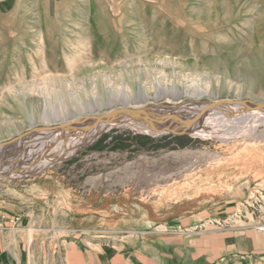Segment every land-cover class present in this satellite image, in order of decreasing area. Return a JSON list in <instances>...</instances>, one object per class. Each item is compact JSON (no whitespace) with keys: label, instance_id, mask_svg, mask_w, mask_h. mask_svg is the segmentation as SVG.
<instances>
[{"label":"rangeland","instance_id":"obj_1","mask_svg":"<svg viewBox=\"0 0 264 264\" xmlns=\"http://www.w3.org/2000/svg\"><path fill=\"white\" fill-rule=\"evenodd\" d=\"M227 99L264 101V0H0V143L111 109ZM234 116L184 147L132 123L14 144L24 169L0 189L16 191L13 212H33L20 264H75L73 252L100 247L112 256L157 229L264 234V117ZM111 137L134 144L90 149ZM208 264H264V247Z\"/></svg>","mask_w":264,"mask_h":264},{"label":"crops","instance_id":"obj_2","mask_svg":"<svg viewBox=\"0 0 264 264\" xmlns=\"http://www.w3.org/2000/svg\"><path fill=\"white\" fill-rule=\"evenodd\" d=\"M15 190L0 189V264H20L24 261L25 224L27 215L32 220L33 212H16L10 209L11 203L20 209ZM21 201V199H19ZM22 202V201H21ZM19 204V203H18ZM18 220L14 221V219ZM249 232V231H247ZM246 232V233H247ZM245 234L244 231H217L195 239L176 238L151 230L140 238L128 239L120 250L114 253L107 248H92L80 254L70 255L75 264H208L218 258L240 252L247 247H264V234ZM123 249H126L123 251ZM69 262V259H68ZM72 264L73 261L70 260Z\"/></svg>","mask_w":264,"mask_h":264},{"label":"water","instance_id":"obj_3","mask_svg":"<svg viewBox=\"0 0 264 264\" xmlns=\"http://www.w3.org/2000/svg\"><path fill=\"white\" fill-rule=\"evenodd\" d=\"M201 102V101H200ZM198 102V103H200ZM194 104L192 102H189ZM203 110L198 112L197 115H193L188 118V121H174L169 122L161 115V112H167L168 110H177L183 107L182 103L178 106H164V105H148L143 107H138V109L123 107V109H111L103 114H93L92 116H82L78 119L71 120L59 125H48V126H37L28 133L30 136L41 135L50 132H78V131H93V129H108V127L121 125L123 123L140 124L147 127L149 131L155 135H165L166 137H171L175 139L197 136L200 133L207 131L208 121L212 117L213 113L218 111L221 106H226L228 104L236 105L245 108L246 111H251L253 109H264V101L261 100H214L212 102H204ZM196 104V103H195ZM17 139L8 141L7 144V155L4 160L2 167H8L13 164V145L16 143ZM6 143V142H5ZM18 163V162H17ZM2 164V163H0ZM3 175L0 179L16 177L10 176L9 173L4 169Z\"/></svg>","mask_w":264,"mask_h":264},{"label":"bare ground","instance_id":"obj_4","mask_svg":"<svg viewBox=\"0 0 264 264\" xmlns=\"http://www.w3.org/2000/svg\"><path fill=\"white\" fill-rule=\"evenodd\" d=\"M204 105H205V103H202L198 109L192 110L190 105L184 104L183 107L178 108L177 110H171V111L168 110L167 112H161V115L166 119V121H169V122H174V121L176 122V121H183V120L189 122L188 118L192 117L193 115H197L198 112L202 111ZM121 109H123V108H121ZM221 109H228V111H230V112L235 111L238 114V116H234L233 119L240 118L242 120L243 119L244 120H250V119L253 120L254 118H257L258 115L264 117V109L263 108L253 109L251 111H246L245 108H242V107H239L236 105L228 104L226 106H221L218 108V110H221ZM184 112H186V114H187L186 116L183 114ZM230 112L223 111V112H221L222 113L221 115L220 114L216 115V112H214L212 117L209 119L208 124L210 125V122L213 121L216 116H217L216 117L217 121H222L224 119L228 120L227 118H229V117H227V116H228V113H230ZM223 115H225V116H223ZM222 122H224V121H222ZM50 126H52V125H50ZM136 126L141 128V129H144L146 131H149V129H147V127L142 126L139 123H138V125L136 124ZM33 129L31 131H33ZM28 132H30V130L25 132V133L18 135V137H16L17 141L15 144L21 145L23 148H25V146H30V149H32L34 146L37 145V143L41 142V139L44 138V136L46 134L47 135H48V133L51 134L50 136L55 139L56 137H58L60 134L63 133V132L46 131L47 133H44V135L41 134V135H36V136L32 137V136H30L32 134L28 133ZM89 132L90 131H86V132L78 131V132H76L77 134H75V133L74 134H75V137L76 136L82 137V136L87 135V133H89ZM68 133H72V132H68ZM13 139H15V138H13ZM13 139H11V140H13ZM11 140L3 141V143H0V163H2V164H0V176L3 175L2 172L4 169L9 173L10 176H13L14 173H15L14 175H16L17 173H19L20 170L24 169V166H22L19 162L17 163V160H15V162H13V164H10L8 167H5V166L2 167L4 160L6 158V155H7V146L5 144H7V142L11 141ZM78 141H79V138L78 139L74 138V135H73V137L69 138V144H71L73 146H75L76 142H78ZM14 147H16V146H13L12 151L15 150ZM64 153H65V148H64V150H61L58 152H53L49 155V157L47 159H44V162H42L41 164H45L49 160L51 162V161H53L54 158H61L64 155ZM13 156H14V153H13ZM41 164H37V165H41ZM25 167H29V166H25ZM25 169H27V168H25Z\"/></svg>","mask_w":264,"mask_h":264},{"label":"trees","instance_id":"obj_5","mask_svg":"<svg viewBox=\"0 0 264 264\" xmlns=\"http://www.w3.org/2000/svg\"><path fill=\"white\" fill-rule=\"evenodd\" d=\"M104 136H105L104 134H101V137H99V139H103V138L105 139L106 136L105 137ZM99 139L97 141H99ZM128 139L129 138L122 139L120 137H111L109 143L105 144V146L101 147L99 145V143H98V144H94V146L90 147V149L91 150H94V149L99 150V149H104V148H109L110 147V149L121 150V149H124V148H128L132 144H134V143L130 142ZM130 139L131 140H135V138H133V137L130 138ZM159 139L161 141H165V143H171V144L174 143L173 148H175L176 146L177 147H184V145H186L188 142H190L188 137L175 139V138H171V137L168 138V137L165 136V137H159Z\"/></svg>","mask_w":264,"mask_h":264},{"label":"built area","instance_id":"obj_6","mask_svg":"<svg viewBox=\"0 0 264 264\" xmlns=\"http://www.w3.org/2000/svg\"><path fill=\"white\" fill-rule=\"evenodd\" d=\"M18 218L14 219V220H17Z\"/></svg>","mask_w":264,"mask_h":264}]
</instances>
